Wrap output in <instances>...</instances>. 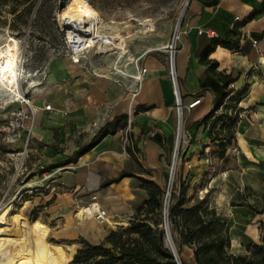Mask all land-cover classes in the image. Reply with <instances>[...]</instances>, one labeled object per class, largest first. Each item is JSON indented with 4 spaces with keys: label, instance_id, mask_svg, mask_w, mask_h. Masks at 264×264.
Listing matches in <instances>:
<instances>
[{
    "label": "rangeland",
    "instance_id": "1",
    "mask_svg": "<svg viewBox=\"0 0 264 264\" xmlns=\"http://www.w3.org/2000/svg\"><path fill=\"white\" fill-rule=\"evenodd\" d=\"M187 1L11 0L0 4V49L5 52L7 45L13 46L15 42L18 47V87L11 89L0 76V264H70L82 239L97 243L111 229L128 225L135 212L128 202L116 203L114 199L107 201L117 216H107L106 221L94 217L85 224L77 221V214L94 203V195L98 196L100 207L107 209L101 206L97 192L88 193L82 188L64 186L62 173L74 170V165H60L80 147L88 145L98 131L82 134L80 140L72 141L61 128L52 127L57 125L52 123L48 114L39 118V109L49 104L46 99L51 92L46 81L48 65L56 58L72 61L69 43L76 52L91 49L81 61L105 60L102 66L109 67L111 73L120 76L114 70L115 63L120 60L118 69L135 75L136 71L132 70H136L137 62L145 67L142 58L152 52L150 58L166 63L171 81L172 61L174 63L189 10V5L185 8ZM178 31L182 34L174 42ZM106 45H110L107 51ZM168 45L172 47L165 48ZM122 47L127 52L120 59L119 49ZM1 64L5 66L6 59H2ZM255 86L261 92L258 100L264 102V68L249 72V78L239 91L246 89L245 98ZM238 106L230 105L228 111L232 118L238 115L236 133L241 123ZM175 112L176 134L182 117L183 134L187 135V110L181 115L175 105ZM244 115L241 124L245 131L254 124L253 117H257L253 112ZM11 123L16 126L15 131ZM218 131L216 128L214 133ZM249 133L251 135V131ZM184 140L172 188L175 185L178 190L181 184L188 186V207L203 200L206 203L212 200L218 203L220 214L226 220L236 217L231 211L235 205L252 204L257 210L264 209V168L248 171L243 178L236 159L222 158L216 153H209L204 158L203 168H200L198 164L186 163L185 152L191 147L192 138L185 137ZM174 154L175 148L171 151L165 178H157L166 190L171 187ZM51 166L55 168L49 170ZM249 182L253 196L248 193ZM117 190L123 191L121 187ZM200 196L204 199H199ZM166 198L167 193L165 201ZM140 199L136 197V201ZM238 215L246 217L243 212H238ZM261 220L263 216L256 217L253 232L249 230L248 234L262 236ZM234 230L235 234L244 232L238 227ZM171 241L179 258L191 264V251L180 247L174 239ZM241 250L239 243L231 244L230 253L239 255Z\"/></svg>",
    "mask_w": 264,
    "mask_h": 264
},
{
    "label": "crops",
    "instance_id": "2",
    "mask_svg": "<svg viewBox=\"0 0 264 264\" xmlns=\"http://www.w3.org/2000/svg\"><path fill=\"white\" fill-rule=\"evenodd\" d=\"M235 27H238L240 32L238 48L231 50L216 47L208 60L218 62V68L211 71L202 57L212 45L213 38L200 34L199 31L213 30L216 38L224 39ZM150 53L152 52L142 58V64L147 67L148 72L136 98L132 97L129 89L132 80L111 73L109 67L102 66L105 60H82L81 63L74 64L69 58H56L48 65L46 81L51 92L47 94L46 99L49 101L48 105H51V110L47 112L41 107L39 118L48 114L52 123L57 125L52 127L61 128L70 140H80L82 134L94 132L96 129L98 131L107 122L122 116H128L131 121L130 137L138 149L136 159L128 152L124 154L125 128L102 139L73 164L74 170L62 173L64 186L82 188L88 193L97 192L102 201L101 206L107 209L109 217L117 215L107 199H114L116 203L128 202L134 211L137 202L135 192L139 190V185L133 178H124L109 187H103L104 181L117 178L125 171L161 184L157 178H165L171 151L176 145L174 89L166 63L150 58ZM174 65L183 104L187 106L196 98H201L199 105L187 111L188 129L185 137L192 138V145L186 150L185 159L186 163L192 162L203 168L204 158L209 156V153L219 154L210 139V123H201L214 107L223 101L225 91L217 74H234L237 80L230 89L235 92L247 81L249 72L264 68V0H192L181 42L175 53ZM126 72L130 74L129 71ZM256 89V86L253 87L239 103L238 109L241 112V123L244 122V114L249 112H253L257 118L253 117L254 124L249 125L245 131L242 124H239L236 138L225 155L226 158L238 161V171L243 178L248 171H254L257 167L264 168V102L258 100L261 92ZM226 104L227 99L217 115L224 111ZM140 106H145L148 110L137 112ZM147 171L151 172L150 176L146 174ZM257 177L259 178V174ZM251 186L250 182L247 183L248 193L253 196ZM119 187L123 191L117 190ZM109 193L112 194L111 197ZM94 196L98 199V196ZM199 199L204 198L200 196ZM207 203L221 215L218 203L212 200ZM255 209L252 204L231 207V211L236 214V217L228 220L233 236L232 244L239 243L242 254L245 253V246L249 242H258L261 238L248 234L249 230L253 232L256 217L262 216L257 215ZM238 212H243L246 217H241ZM236 227L244 232L235 234ZM191 259V264H195L192 251Z\"/></svg>",
    "mask_w": 264,
    "mask_h": 264
},
{
    "label": "trees",
    "instance_id": "3",
    "mask_svg": "<svg viewBox=\"0 0 264 264\" xmlns=\"http://www.w3.org/2000/svg\"><path fill=\"white\" fill-rule=\"evenodd\" d=\"M10 1L0 0V4H7ZM239 36V28L235 27L224 39L213 38L212 45L202 57L211 71H216L218 62L208 60L210 54L218 46L231 50L237 49ZM217 76L225 91L223 101L217 104L201 123L206 125L210 123V139L223 158L236 138L235 127L238 122V115L232 118L228 111L230 105L235 107L243 100L246 89L235 92L230 89L237 80L233 74L218 73ZM226 99L224 111L217 115ZM146 110L148 108L145 106L137 108V112ZM128 120V116H122L107 122L88 145L80 147L60 166L76 164L102 139L127 128ZM216 128H219V131L214 133ZM137 152L136 145L128 149V153L134 159ZM54 168L55 166H51L49 170ZM146 174L150 176L151 172L147 171ZM124 178L136 179L139 185L135 195L141 199L135 204L134 216L127 226L111 229L104 239L97 243L82 239L70 264H178L174 253L166 245V219L172 239L177 241L180 247H187L192 251L195 264H264V209L254 210L257 215L263 216L261 240L249 242L245 246L244 254L235 255L230 253L233 236L229 221L218 215L205 200L188 207L187 185L181 184L178 190L175 189V185L173 186L171 201L167 206L168 197L165 201V196L168 189L149 178L138 177L123 171L117 178L104 182L103 187L119 183ZM180 259L182 264H188L181 257Z\"/></svg>",
    "mask_w": 264,
    "mask_h": 264
},
{
    "label": "built area",
    "instance_id": "4",
    "mask_svg": "<svg viewBox=\"0 0 264 264\" xmlns=\"http://www.w3.org/2000/svg\"><path fill=\"white\" fill-rule=\"evenodd\" d=\"M199 32H200V34H205V35H208L209 37L216 38V34H215V32L213 30H203L202 29ZM180 34H182V33H180L179 31L176 33V35L174 37V42H175V40L180 39ZM68 45H69L68 47L72 50V61H73L74 64L81 63V59H83L86 56L87 51L91 50L90 48H88V49L76 52L69 43H68ZM169 47H172V46L171 45L166 46V48H169ZM119 61L120 60H118L115 63V66H114V70L116 71L115 73L119 74L123 78H130V79H132L134 81V82H131L129 84V89H130V92L132 94V97L136 98L138 96L141 88H142V85H143L144 80H145V75L147 74L148 70H147V68L142 67L137 62L136 66H135V69H136L135 75L121 74L119 72L121 70H119L118 67H117ZM171 82H172V86H173L174 94H175V98H176L177 110H178V112H181V115H182V113L185 110L191 111L197 105L200 104L201 98H196L195 100H193L187 106H185L183 104V101H182V98H181V92H180V83H179V79H178L174 64L172 65V70H171ZM44 110L45 111H50L51 110V105L45 106ZM179 120L180 121L178 123V130H177V134H176V145H175V149L178 148V154H179V150L181 149V147L185 143V140H184L185 139V135L183 134V124L184 123H183L182 117H181V119L179 118ZM10 125L13 128L12 130L15 131L16 130V126L13 123H11ZM17 128H19V126ZM130 130H131V121L129 120L127 128L125 129L124 136H123L124 154H127L128 149L133 146V142H132L131 137H130ZM178 154H177V157H176L175 167L177 165ZM174 170H175V168H174ZM171 190H172V188H171ZM92 199L94 201V203L92 205H94V206L96 205L98 207L97 212L95 214V217L97 219L105 220L106 217H107V212L100 207L99 203L97 202V197L94 196ZM165 229H166V232H167V237H170L171 240H172V237L170 235V228H169V224H168L167 219H166V222H165ZM177 262L179 264H181V261H180V258H179L178 255H177Z\"/></svg>",
    "mask_w": 264,
    "mask_h": 264
},
{
    "label": "bare ground",
    "instance_id": "5",
    "mask_svg": "<svg viewBox=\"0 0 264 264\" xmlns=\"http://www.w3.org/2000/svg\"><path fill=\"white\" fill-rule=\"evenodd\" d=\"M189 0L186 2L185 4V8L186 6H188ZM113 43L112 41H110V44ZM14 45H7V50L5 52H3L0 49V76H1V80L4 81L5 83L8 84V86L11 89H16L18 87V76L16 73V67H17V62H18V47H17V43H13ZM123 49H119V58L121 59L123 57V55L127 52L125 47H122ZM166 48V46H165ZM110 49V45H106L105 47V51ZM2 59H6L7 64H5V66H2L1 64V60ZM173 61H172V65H173ZM121 74H128L127 72H123V71H119ZM132 75V74H130ZM10 89V90H11ZM180 114V112H179ZM98 207L95 205H90L88 207H86L84 209V211H80L77 216L76 219L80 224H85L86 221H91L94 217L95 214L97 212ZM106 221V219H105ZM174 244V243H173ZM168 247L170 249L175 250V246H172V241H168Z\"/></svg>",
    "mask_w": 264,
    "mask_h": 264
},
{
    "label": "water",
    "instance_id": "6",
    "mask_svg": "<svg viewBox=\"0 0 264 264\" xmlns=\"http://www.w3.org/2000/svg\"><path fill=\"white\" fill-rule=\"evenodd\" d=\"M189 3H190V1H189ZM189 3H188V5H189ZM177 154H178V148H176L175 149V155H174V160H173V163H172V174H171V177H170V188L168 189V193H167V197H168V200H167V206H168V204H169V197H170V195H171V188H172V183H173V176H174V168H175V164H176V157H177ZM171 241V238L170 237H167V239H166V245H167V247H168V241ZM169 248V247H168ZM170 249V248H169ZM172 250V252L174 253V256H175V258H176V260H177V252H176V250H173V249H171ZM179 264V263H178Z\"/></svg>",
    "mask_w": 264,
    "mask_h": 264
}]
</instances>
